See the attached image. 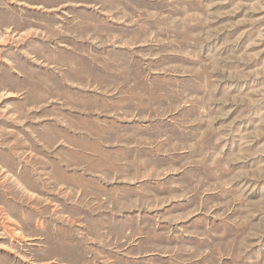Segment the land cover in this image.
Masks as SVG:
<instances>
[{
	"label": "rangeland",
	"instance_id": "374dc122",
	"mask_svg": "<svg viewBox=\"0 0 264 264\" xmlns=\"http://www.w3.org/2000/svg\"><path fill=\"white\" fill-rule=\"evenodd\" d=\"M0 264H264V0H0Z\"/></svg>",
	"mask_w": 264,
	"mask_h": 264
}]
</instances>
